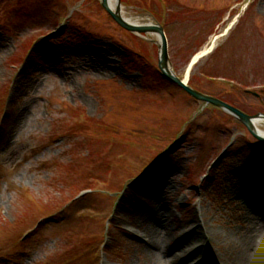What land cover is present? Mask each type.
I'll return each instance as SVG.
<instances>
[{
	"label": "rangeland",
	"instance_id": "1",
	"mask_svg": "<svg viewBox=\"0 0 264 264\" xmlns=\"http://www.w3.org/2000/svg\"><path fill=\"white\" fill-rule=\"evenodd\" d=\"M120 3L163 28L180 79L219 36L189 85L264 114V0ZM156 40L121 28L99 0H0V264H147L140 226L155 220L168 256L153 264H170L192 225L206 256L235 254L251 205L264 208V148L162 79Z\"/></svg>",
	"mask_w": 264,
	"mask_h": 264
},
{
	"label": "bare ground",
	"instance_id": "2",
	"mask_svg": "<svg viewBox=\"0 0 264 264\" xmlns=\"http://www.w3.org/2000/svg\"><path fill=\"white\" fill-rule=\"evenodd\" d=\"M109 7L112 11L116 10L115 0H108ZM120 14L122 18L130 24L140 25V22L136 20H132L129 17H126L122 9L120 10ZM220 37H213L212 40L200 51L196 54L194 59V65L198 63L201 59L207 57L216 46V42ZM101 60L104 55H100ZM89 63L85 62V67L91 70L92 68L88 66ZM193 65V66H194ZM192 67L189 65L186 68L185 76H190L192 72ZM23 112L20 113H12L11 114V125L12 127H16L17 121H19L23 117ZM254 127L258 130L259 133L264 135V132L261 130L262 121H255ZM252 213L255 215L254 218L249 221V225H251V231L247 232V236L243 240V242L238 246L236 251H232L233 254L230 258L228 264H264V208L260 210V205L258 202H255L254 205H251ZM155 211V210H154ZM156 214L159 217L168 216V213L160 211L156 209ZM160 221H149L141 224V234L143 236L144 244L147 245V264H153L154 258L158 256H163L166 258L168 256V252H164L161 255L162 247L159 244V240L164 239L168 235V228L162 226ZM203 229L201 226L196 227V225H192L190 230L187 231L186 235L183 234V237L177 240L172 247L173 250L169 249L170 257L167 258L168 263L170 264H181L182 261L186 263L192 261L191 257L197 259L198 264H207L210 262V258L206 256L205 250L199 244V237L202 235ZM253 234V238L252 237ZM209 238V236H206ZM153 239V240H152ZM215 239V238H214ZM152 240L150 243L149 241ZM153 251V252H151ZM182 258V259H181ZM181 260V261H180ZM183 263V262H182Z\"/></svg>",
	"mask_w": 264,
	"mask_h": 264
},
{
	"label": "water",
	"instance_id": "3",
	"mask_svg": "<svg viewBox=\"0 0 264 264\" xmlns=\"http://www.w3.org/2000/svg\"><path fill=\"white\" fill-rule=\"evenodd\" d=\"M102 8L108 13V15L124 30L135 34V35H154L157 38L155 42L158 48V68L164 79L172 82L183 91H185L193 99L204 102L205 104L212 105L223 112L229 114L235 118L238 122L242 123L250 134L260 142L264 143V137H261L254 127V122L260 119H264V115H256L253 117L243 114L241 111L230 106L229 104L220 101L216 98L200 94L193 88L187 85L186 81L180 80L173 72L168 55V44L163 28L158 24H130L125 21L121 14V3L120 0H115L116 10L112 11L109 7L108 0H100Z\"/></svg>",
	"mask_w": 264,
	"mask_h": 264
}]
</instances>
